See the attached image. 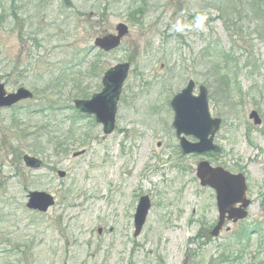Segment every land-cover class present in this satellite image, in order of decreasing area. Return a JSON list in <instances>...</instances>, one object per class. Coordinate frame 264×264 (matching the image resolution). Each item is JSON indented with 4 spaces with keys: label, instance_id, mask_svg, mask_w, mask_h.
Masks as SVG:
<instances>
[{
    "label": "rangeland",
    "instance_id": "obj_1",
    "mask_svg": "<svg viewBox=\"0 0 264 264\" xmlns=\"http://www.w3.org/2000/svg\"><path fill=\"white\" fill-rule=\"evenodd\" d=\"M226 1L0 0V81L7 92L24 87L34 93L0 109V264H183L187 258L189 264H264V29L258 37L255 21L237 9L250 26L234 36L216 10ZM228 1L240 8L249 0ZM201 15L206 20L198 27ZM121 23L129 31L117 50L93 47ZM215 44L234 46L249 67L239 70L240 96L231 93V106L218 88H208L210 115L222 121L214 139L220 152L181 158L168 101L188 78L208 84L211 72L192 69L191 61ZM127 62L116 127L104 136L92 117L75 114L73 86L98 93L103 73ZM65 71L53 96L42 93ZM252 110L260 126L248 120ZM52 121L60 124L57 135L73 129L67 154L47 145L43 135L53 130L42 128ZM25 155L41 167H25ZM201 161L242 174L250 200L247 218L226 224L217 238L208 235L217 219L215 195L195 176ZM33 191L52 194L55 205L44 214L28 210ZM146 195L151 209L134 237L133 215Z\"/></svg>",
    "mask_w": 264,
    "mask_h": 264
},
{
    "label": "water",
    "instance_id": "obj_2",
    "mask_svg": "<svg viewBox=\"0 0 264 264\" xmlns=\"http://www.w3.org/2000/svg\"><path fill=\"white\" fill-rule=\"evenodd\" d=\"M115 30L116 35L96 38L94 46L104 52L116 49L122 38L128 34V29L124 24H118ZM128 69L129 64L127 63L111 68L103 77V90L99 94L90 100L74 101L76 110L87 115H94L96 122L102 124L105 134L111 133L114 129L116 103L120 96L122 84L127 77ZM193 86L194 84L189 82L187 87L171 103L175 114L173 127L185 153H204L216 149L212 145V139L219 129L220 120L211 119L209 115L206 90L201 87L199 96L192 97ZM30 98H32V94L23 88L18 89L15 93L6 94L4 85L0 83V108H8ZM250 118L254 120V124H260L256 112H252ZM181 135L192 136L198 142L190 144ZM77 155L79 154L73 156ZM23 161L29 168H39L40 166L38 160L28 156H24ZM64 175V172L58 173L59 178H63ZM196 176L201 186H208L216 193L219 220L211 232L212 237L218 235L225 219L236 222L246 217L245 208H247L249 201L245 198L246 186L242 175H231L221 168H212L207 162H202L197 166ZM236 204H240V208H234ZM53 205L54 199L51 195L45 192H31L28 195L26 208L45 213ZM149 208L148 198H141L134 215V237L140 234Z\"/></svg>",
    "mask_w": 264,
    "mask_h": 264
},
{
    "label": "trees",
    "instance_id": "obj_3",
    "mask_svg": "<svg viewBox=\"0 0 264 264\" xmlns=\"http://www.w3.org/2000/svg\"><path fill=\"white\" fill-rule=\"evenodd\" d=\"M66 4H68V1ZM260 6L263 7V10L261 9ZM242 8L246 13L245 18H250L251 23H253V21H255V31H257L256 32L257 36L260 37L259 30L264 29V0H262V1L261 0H249L246 3V7H244V5H243L240 8H237V7L232 8L230 2L227 0L226 2H224V4L221 3V6L217 7L216 10H218V12L221 13V17L226 21V23H224V24L233 33V35L236 37H241L240 36V35H242L241 31L244 28H246V26H250V22L248 24L244 23L243 21L245 19L240 16L238 11H236L237 9H242ZM137 9L138 10H135V13L137 12V13L142 15L143 6H138ZM227 12H230V13L236 12L237 15L238 14L239 15L236 19H234V18L229 17L226 14ZM259 12H263V15H262L263 21L261 20L262 18H261V14ZM224 15L226 16V18L228 20H226L224 18ZM131 17L134 18V14H132ZM263 39H264V34H263V37L261 38V40H263ZM233 48H234V46H232L229 50L225 51V50H223L217 46H214V48H213V46L207 45L206 49L200 55L199 59L194 58L191 61L192 69H196L198 67H201V68L204 67V69H208L211 72L210 81L208 80V84L206 86L209 89L218 88L222 92L223 99H226V101H228L230 99L229 97H230L231 93L233 92L234 88H235L236 93L239 92V87H238V85H236L235 87L233 85H231L233 87V89H232L230 87V85L227 84L226 81L224 80L226 78L225 76H228L230 80L235 81V79L239 73L238 69H247L249 67L248 61L245 60L244 62H241L240 58H238V57L236 58L235 52H234L235 49H233ZM87 69H88V67H87ZM95 69H96V67H94L93 63H91L89 65V70L94 72ZM59 76H60L59 78L57 76V77L53 78V80L48 81V85H46V88L43 89L42 93L49 92V94H52V96H53L58 91V89H56L55 87H57L58 85H61L62 83H65L66 77H67V72L66 71L62 72L59 74ZM63 79H64L63 82L60 81ZM75 86H76L75 98H87L88 95L85 92L80 93L77 90L79 85H74L73 88H75ZM229 87L232 90H230ZM61 89L63 90L64 88H61ZM46 106L48 109L51 110V108H49V106H52V104L49 103ZM57 124L58 123L53 122V121L48 122L44 126V128H42V130L45 129V131L47 132L48 128H51L53 131L48 132L47 134L45 133V135H43V136H44L45 140L47 141L48 147L53 148L52 151L55 154H57V152H62L64 154H67L68 149L70 147L74 146V143L70 142V140L73 136L72 135L73 129H72V127H69L66 131L62 132L63 135H57L56 133L60 132V124H58V125Z\"/></svg>",
    "mask_w": 264,
    "mask_h": 264
},
{
    "label": "flooded vegetation",
    "instance_id": "obj_4",
    "mask_svg": "<svg viewBox=\"0 0 264 264\" xmlns=\"http://www.w3.org/2000/svg\"><path fill=\"white\" fill-rule=\"evenodd\" d=\"M174 135H175V133H174ZM188 140H190V139L188 138ZM159 145H160V144H159ZM159 145H158V146H159ZM177 147L180 148L179 145H178V141H177ZM218 152H220V150H219ZM191 156H194V155H191ZM180 157H181V158H184V157H188V156H186V155H182V154L180 153ZM218 167H219V166H218ZM202 189H203V188H202ZM206 190H207V188H206ZM212 192H213V191H212ZM213 193H214V192H213ZM141 197H142V196H141ZM141 197H139L138 202H139V200H140ZM137 205H138V204H137ZM136 208H137V206H136ZM136 208H135V212H136ZM135 212H134V214H135ZM133 216H134V215H133ZM217 217H218V216H217ZM216 223H217V219H216L215 224L212 226L211 230L214 228V226L216 225ZM226 224H233V223H226ZM226 224H225V225H226ZM211 230H210V231H211ZM210 231L208 232V234L210 233ZM225 231H227V227L225 228ZM184 264H189V258H187V259L185 260Z\"/></svg>",
    "mask_w": 264,
    "mask_h": 264
},
{
    "label": "clouds",
    "instance_id": "obj_5",
    "mask_svg": "<svg viewBox=\"0 0 264 264\" xmlns=\"http://www.w3.org/2000/svg\"><path fill=\"white\" fill-rule=\"evenodd\" d=\"M205 20H206V17L205 16H203V15L198 16L197 17V26L198 27H203ZM176 30L177 31H180L181 29L179 27H177Z\"/></svg>",
    "mask_w": 264,
    "mask_h": 264
}]
</instances>
